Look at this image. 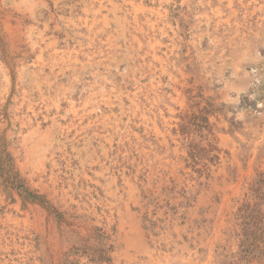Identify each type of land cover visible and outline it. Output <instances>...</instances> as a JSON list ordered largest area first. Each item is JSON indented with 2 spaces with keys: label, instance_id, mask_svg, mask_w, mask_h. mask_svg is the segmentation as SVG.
I'll return each instance as SVG.
<instances>
[{
  "label": "rangeland",
  "instance_id": "1",
  "mask_svg": "<svg viewBox=\"0 0 264 264\" xmlns=\"http://www.w3.org/2000/svg\"><path fill=\"white\" fill-rule=\"evenodd\" d=\"M0 264H264V0H0Z\"/></svg>",
  "mask_w": 264,
  "mask_h": 264
},
{
  "label": "trees",
  "instance_id": "2",
  "mask_svg": "<svg viewBox=\"0 0 264 264\" xmlns=\"http://www.w3.org/2000/svg\"><path fill=\"white\" fill-rule=\"evenodd\" d=\"M9 168V167H8ZM10 169H12L11 167L9 168V170H7V174H12V171L10 170ZM13 176V175H12ZM12 180H13V182L15 183V184H18L19 183V180H18V176L17 175H15V176H13V178H12ZM13 183V184H14ZM19 187H21V188H23V186L21 185H18ZM18 187V188H19Z\"/></svg>",
  "mask_w": 264,
  "mask_h": 264
}]
</instances>
